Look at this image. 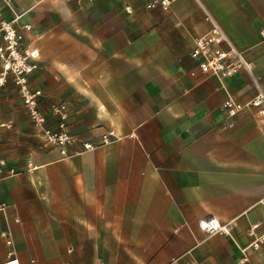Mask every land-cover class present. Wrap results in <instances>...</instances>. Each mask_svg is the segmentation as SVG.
<instances>
[{
  "label": "crops",
  "instance_id": "crops-1",
  "mask_svg": "<svg viewBox=\"0 0 264 264\" xmlns=\"http://www.w3.org/2000/svg\"><path fill=\"white\" fill-rule=\"evenodd\" d=\"M0 10L21 16L42 109L67 102L70 134L94 146L62 158L13 80L0 87V124L12 125L0 158L20 172L0 182V264L10 253L19 264H264V246L247 262L241 251L252 225L264 230V123L246 107L228 128L223 109L257 87L191 58L207 10L264 91V0H180L167 12L157 0H0ZM208 219L229 234L209 237Z\"/></svg>",
  "mask_w": 264,
  "mask_h": 264
},
{
  "label": "built area",
  "instance_id": "built-area-1",
  "mask_svg": "<svg viewBox=\"0 0 264 264\" xmlns=\"http://www.w3.org/2000/svg\"><path fill=\"white\" fill-rule=\"evenodd\" d=\"M162 11H169L172 6L180 0H157ZM153 6L148 5L151 9ZM21 16L14 14L11 21L3 18L0 10V63L2 71L0 73V87L4 86L8 78L13 83L19 93L22 103L25 107L31 124L39 132L41 141L51 147L59 150L62 158L83 154L94 149V146L88 142H79L75 136H72L68 130L70 106L67 102L51 104L49 111L45 112L42 107L44 93L41 89L33 88L31 77L38 69V65L32 59L24 48V35L18 27V21ZM205 18L210 24L207 33L195 39L194 47L191 51V58L203 73L211 74L220 80L233 77L240 72L247 73L257 87V93L249 104L244 105L232 97L225 100L223 109L227 118V127L233 128L236 117L246 108L252 107L258 110L264 123V91L254 77L253 66L245 58L229 38L223 27L218 23L214 16L205 10ZM29 30V26L24 27ZM261 34L264 36V30ZM9 123L0 124V142L1 130L11 129ZM106 140V139H105ZM79 146V148H77ZM37 167L28 164V172L35 171ZM20 172L10 165L5 158H0V182L14 178ZM200 228L209 237L217 234H229L230 226L223 225L215 219L202 220L199 223ZM262 224L252 225L247 235L251 238L248 246L242 248L243 262L248 261V250L259 251L264 246V230L260 231ZM3 264H19L13 254H9V260ZM169 264H200L196 261H181L175 259Z\"/></svg>",
  "mask_w": 264,
  "mask_h": 264
}]
</instances>
